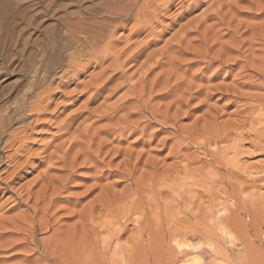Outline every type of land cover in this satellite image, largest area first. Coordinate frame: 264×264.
<instances>
[{"label": "rangeland", "instance_id": "rangeland-1", "mask_svg": "<svg viewBox=\"0 0 264 264\" xmlns=\"http://www.w3.org/2000/svg\"><path fill=\"white\" fill-rule=\"evenodd\" d=\"M195 258L264 264V0H0V264Z\"/></svg>", "mask_w": 264, "mask_h": 264}, {"label": "bare ground", "instance_id": "bare-ground-1", "mask_svg": "<svg viewBox=\"0 0 264 264\" xmlns=\"http://www.w3.org/2000/svg\"><path fill=\"white\" fill-rule=\"evenodd\" d=\"M74 38H75L76 40H78L77 37H74ZM219 212H221V211H219ZM227 234H228V233H227ZM185 244H186V243H185ZM190 251H191V250H187V249H186V250L183 252L182 257H183V258H184V256H187V257H188V255H190L189 253L192 252V251H191V252H190ZM192 253H193V252H192ZM191 255H193V254H191ZM197 260H199V259H196V258H195V260H194L193 262H191V261H188V262H191L192 264H196L195 262H196ZM188 262H186V263L183 262V263H184V264H188ZM197 264H198V263H197Z\"/></svg>", "mask_w": 264, "mask_h": 264}]
</instances>
